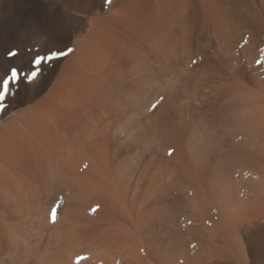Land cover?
<instances>
[{
    "label": "bare ground",
    "instance_id": "obj_1",
    "mask_svg": "<svg viewBox=\"0 0 264 264\" xmlns=\"http://www.w3.org/2000/svg\"><path fill=\"white\" fill-rule=\"evenodd\" d=\"M116 4L117 16L111 8L112 14H107L108 18L92 21L87 35L76 42V51L63 66L48 97L29 109L0 119V264H69L71 258L83 253L88 256L80 264H178L177 257L183 264H207L211 255H217L215 258L220 255L219 260L234 257L237 264H255L248 257V247L241 243L243 236H247L241 229L244 225L247 230L264 226V189L259 188L260 197L253 196L254 200H249V194L248 200L240 202V195H237L240 190L236 193L233 183V170L246 166L252 169L253 174L264 169L262 73L255 65L249 70L251 77L244 76L255 91L245 83H223L215 90L216 101L211 118L200 113L199 118L194 116L198 120L191 123L188 120L193 111L190 93L198 86L199 93L202 91L205 81L198 80L196 75L205 68H197L194 73L190 70L186 80H176L184 87L183 96L187 103L183 108L172 100L167 101L171 107L179 105L182 116L178 123L168 126L170 130L167 129L165 136L168 146L175 145L174 155L160 162L154 161L152 157L156 148L151 144L137 152L140 169L143 167L148 171L159 166L156 167L158 172L153 171L150 176L152 189L166 191L165 177L172 168L170 187L177 183L180 185L181 181L187 183L197 195L190 197L191 200L195 203L199 200L202 204L199 212L194 213L202 227L169 236L166 233L170 232L169 229L164 231L156 225L158 215L155 220L153 211L150 212L152 209H140L138 206V202L149 199L151 194L136 183L138 167L130 164H134V160L128 161L132 157L123 156L125 151L117 147L109 154L105 142L114 135L113 127L119 132L122 129V132L126 126L132 125V110L139 102L143 84L150 85L157 76L162 77L163 70L172 74L173 68L180 65L173 64L171 55L179 48L182 54L188 52L190 47L187 49L185 44L190 39V23L195 21H187L189 5L186 0H117ZM249 7L250 11L258 10L252 4ZM227 9L209 0L199 26L208 34L213 27L229 49L234 48V42L243 40L239 30L250 25L248 20H243L242 24L237 22L238 19L234 21L242 15L245 20L248 18L245 16L246 8ZM198 16L192 19L200 18ZM117 18L121 22L118 28L122 27L123 31L112 29L117 27L114 24ZM254 38L253 35L248 38L246 46L251 54L256 49ZM205 44L207 42L202 45ZM243 50L248 54V50ZM117 61L127 62L129 77L134 80L129 81L126 95H122V88L119 90L120 83L115 85L111 80L114 75L110 76L112 83L106 80L110 75L106 74ZM143 94L146 93L143 91ZM156 118H148L143 127L149 140L154 137L163 139ZM140 140L137 139L136 143ZM173 161L175 167H170ZM257 173H262V170ZM259 184L264 187L261 182ZM57 201H61L59 221L49 227L46 215ZM96 206L99 207L93 213ZM161 206L163 208L164 205ZM215 220L227 223L224 225L226 229L207 234L203 226ZM160 231L166 235L158 234ZM254 231L248 235V246L254 244L264 252V230ZM216 237L222 240L221 246L216 245ZM227 240H232V245ZM194 241L196 245L190 251L189 243Z\"/></svg>",
    "mask_w": 264,
    "mask_h": 264
},
{
    "label": "rangeland",
    "instance_id": "obj_2",
    "mask_svg": "<svg viewBox=\"0 0 264 264\" xmlns=\"http://www.w3.org/2000/svg\"><path fill=\"white\" fill-rule=\"evenodd\" d=\"M211 1L215 2L217 5H221L222 7L228 8L227 10L234 9V8H240V7L246 8L245 16L248 15L247 16L248 18L245 20L246 17L243 18L242 17L243 15L242 16L240 15L242 17V19H241V17L240 18L236 17V19L234 20V21H236L238 19L237 22L240 21V24H242L243 20H244V22L247 20L250 21V22L247 21V24H248V26L250 25L251 27L249 26V28H245L244 30L240 29L241 31L239 30L240 35H243V40L237 41V43L240 42L238 44L236 42H234V44H235L234 48H229V49H228V47L226 48L223 44L224 42L222 41V39L218 35L219 33L215 32L213 27H211V32L208 34L207 32L202 31L200 28L201 26H199L202 23V19H203L202 14L204 12H206L207 8L209 7V0H186V4L189 5V12L187 14V17H188L187 21H189V23L192 21H195V23L194 22L190 23V24H192L190 26V30L188 31V33L190 34V39H189V42H187L185 44V47L187 49L190 47L188 49V52H185L184 54H182L180 48H179L178 52L176 51V53H175V50L173 51V53H175V54L172 53V55H171V58L174 62L173 64H180V65H177L175 68H173V70H175V71H173L174 74L173 73L169 74L170 71L163 70L165 72L164 73L162 72V77L159 75L161 78L159 76H157V77H159V78H157V77L155 78L157 81L156 80L152 81L151 84L154 83L155 85L154 84L153 85L143 84L144 88L142 89L141 95L138 97L139 102L136 104L137 106L135 108H133V110H132V114H133L132 116L134 117L132 119V121H133L132 125L129 127L126 126L127 127L126 130H123L122 132H121V130H122L121 129L120 130L121 133L119 132V130H116L117 129L116 127H113V128H115L114 129L115 132L113 133L114 135H112L107 140V142H110V143L108 144L107 142H105V147H107V148L109 147L108 148L109 150L106 148L107 152H110L109 154H111L113 151H115L116 147H117V148L125 151L124 152L125 154L123 156L126 157L128 155L127 156L128 159L132 157L131 158L132 160L130 159L128 161L134 160V164H133V162L132 163L130 162V164H132V167L133 166L135 168L138 167V170H139V171L138 170L136 171L138 173H136V175H135V177L138 176L137 177L138 181H136V183L139 184L140 189L146 190L151 194L149 199L138 202V206L140 207V209H143L145 207L152 209L150 212L152 213V211H153L152 214L154 215L155 220H156V217L158 215V217H157L158 222L156 221V223H157L156 225L161 227L164 231H166L165 229H167V230L169 229L170 232H166L167 234H169V236L170 235L176 236L177 232H183V233L185 232L186 233V231H188V229L191 230V229H197L199 227H202L201 226L202 224H200V222H201L200 219L197 217V215L194 214L196 212L197 213L199 212V206L200 205L202 206V204L200 203L199 200H197L196 203L194 202L195 200L194 201L191 200L190 197H197V195L192 189L188 188L187 183L181 181L180 185H179V183H177V184L173 185L174 187H170L169 183L171 181H170L169 175L172 176L174 173L172 168H170V167H175L174 161L170 165V167H169L170 170H168L169 173L165 177L164 182H165V185L167 186L166 191L162 192L160 190V188H159V190L158 189H152V183H151V179H150L151 177L150 176H152L151 174L153 173V171L156 173L158 172L159 169L156 168L158 165H156L154 167L155 170L153 168L152 170L147 171V170H144L145 168H143V167H141V169H140L137 152H138V150H140V148H142V150H145L146 147L148 148V146L153 145V148H156L157 150L155 149V153L153 154L152 159L154 161H157V162H160V161L165 160L167 158H171L174 155L175 150H176L175 145L171 144L168 146V144L165 143L166 142L165 136L168 133L167 129L170 130V128L168 126L169 125L172 126L175 122L178 123V119L180 120L182 117L179 110H178L179 105L182 106L183 108H185L186 103H187V102H185V99L183 96V95H185L184 87H181L180 84L177 82L179 80L180 81L186 80L185 78L187 76V73L190 70L194 73L195 70H197V68L198 69L205 68L203 71L198 72L199 74L196 75L198 80L200 79V81H202V82L205 81V83L203 85L204 88L202 87L201 88L202 91H200V93H199V91L197 89L199 87L198 86V87H196V90H193V93L192 92L190 93V101L192 103L193 111L190 113L191 118H189L188 116H185L184 118H186V117H187V119L189 118L188 119L190 121L189 123H191L194 120L195 121L198 120L197 118H199L198 116L200 115V113L204 114L206 117L211 118L212 112L214 111V107H213L214 104L213 103L216 101L215 100L216 96L214 95L215 90L218 89L219 87H221L223 85V83H234V81L235 82L237 81L239 83L247 84L248 88L255 91V87L252 86V84L249 81L247 82L246 81L247 79L245 78V77H248V78L251 77L249 70L251 68H254L255 65H256L255 68L258 67L259 72L262 73V78L264 79V65L258 66L255 63V61L260 58V52L258 51V48L259 47L264 48V43H263L264 42V15H263L264 14L263 13L264 12V4H263L264 1H262V0H211ZM139 2H140V0H139ZM116 3H117V0H114V3H113V0H111L110 4L104 3V0H0V59L7 60V57L4 54L9 48H11L14 45H20L22 49L35 47L36 49H40L41 51H43L46 47H51L52 44H56V46H58V47H63L65 44H67V45L75 48L76 42L78 40L83 39V37H85L87 35V33L90 31L92 21L96 20L97 18L98 19L105 18V17L108 18L109 14L110 15L112 14L111 8H114L113 12L117 13V10H115V9L117 8L118 4H116ZM112 4L113 5L115 4V6L113 7ZM249 4L254 5V8H256V9L258 8V10L252 11V9H251V11H250L249 10L250 9ZM248 7H249V9H247ZM251 8H253V6ZM257 12H259V13H257ZM253 13H254V15H252ZM107 14H108V16H107ZM250 15L253 17V19L254 18L255 19L253 20ZM115 16H117V14ZM195 16L196 17L198 16L200 18H197L198 20L197 19L193 20L192 18ZM259 18H261V19H259ZM58 20L62 21V22L60 24L56 25L55 27H52L51 26L52 23L54 21H58ZM116 21L120 22L118 18L115 20V22ZM254 21H255V23H254ZM111 22H114V20L112 19ZM115 22H114V24H117V27L112 28L113 31H119L120 32V29H121V31H123L122 27L118 28V25L121 24V22L120 23H117V22L115 23ZM110 25L112 27L114 26V25H112V23H110ZM119 26H121V25H119ZM192 26H194V27H192ZM117 29H119V30H117ZM247 32H249V33L247 34ZM252 35H253V38L255 37L254 40L256 41L255 42V44H256L255 48L256 49H254L252 51V54H251V53H249L251 51H249L246 47V46H248L249 42L245 44L244 41H245V39L251 38ZM257 36H259V37H257ZM217 39H219V41ZM249 41H250V39H249ZM204 42H207V44L202 45ZM236 47H237V50L235 49ZM242 48L248 50V54L250 55V57L248 56V54L246 52H243L244 50ZM197 51H199V52H197ZM73 54H71L68 57H66L65 59H63V61L61 63H58L55 70L49 71L46 68L45 72H44V83H43L42 87L37 88V89H33L32 91H30L28 93L22 92L20 101L17 103H14L8 109L6 114H0V117H1L0 119L2 120L3 117L7 118V116H12V115H15L16 113H18L22 110L29 109V108L33 107L34 105L38 104L39 102H41L42 100H44L46 97H48L50 95L52 88L54 87V84L57 82V79L59 78V76L62 72V69H64V67H65L64 65L69 62V60ZM245 55H247V56H245ZM193 61H196V63H193ZM12 62H14V61H12ZM117 62H115L117 64H113L114 66L111 67L112 70L109 71L108 74H106V76L110 74L108 76L109 78H106V80L109 79V81H108L109 83H112V81H115L114 82L115 85H117V84L119 85V83H120L119 90L122 88L124 90V92L120 91L119 95H121V92L123 93L122 95H124V94L126 95V92L128 91L127 86L129 84V81H131V80L134 81V80L132 79V77H129L130 72H128V71H130V69H128L129 67L127 66V62L126 63L124 61H117ZM124 63L126 64V66H124ZM26 66L27 65L25 63V67ZM123 66L125 69H123ZM209 66H210L211 70L209 69ZM216 67L218 69H215ZM214 70H216V71H214ZM118 71H120V72H118ZM115 74H116V77H115ZM117 75H119V76H117ZM110 76L111 77L113 76L112 77L113 79ZM117 77L119 80L122 78L121 79L122 84H121V81L118 82L119 80L117 79ZM180 77H182V78L180 79ZM110 78L112 81H110ZM129 78H131V79H129ZM94 80H96V78ZM158 80L160 82H158ZM167 80H168V82H167ZM176 80H178V81H176ZM91 82L94 83L93 80ZM124 82H125V85H124ZM155 82H157V83H155ZM80 83H83V81H81ZM169 83L172 86H170ZM176 84L178 87L176 86ZM121 85H122V87H121ZM157 85H159V86H157ZM154 86H155V88H154ZM162 87H164L165 90ZM143 91L147 95L143 94ZM256 92H257V90H256ZM159 93H160V95H159ZM150 94H151V96H148ZM203 95L205 97L204 99L202 98ZM160 97H163L162 103L158 106V108L156 110L150 111L149 109H150L151 104L154 103L156 100H158ZM150 99L153 101H151ZM168 100H170V101L172 100L174 103H177L179 105L177 106L175 104L174 106L171 107V105L168 104L170 102H167ZM178 100H180V101H178ZM164 104H166V105H164ZM138 108H139V110H138ZM136 109H137V111H136ZM194 112H196V113H194ZM197 113H199V114H197ZM154 116L157 117L156 119H157L158 126L161 127V131L163 133V134L162 133L161 134L163 136V139L160 140V138L154 137L152 139L153 140L152 141V140H149V138H147L145 136V133L143 132V127H144L145 122L148 121L147 119L154 117ZM194 116L195 117L197 116V118L195 119ZM159 119H161V120L159 121ZM165 122H166V124H165ZM171 123H173V124H171ZM133 126H135V127H133ZM234 127H235V129L238 128L237 125H235ZM137 128H139L138 129L139 131L137 130ZM162 128H164V130ZM231 129L233 131L232 127H231ZM134 130H136V132ZM140 130H142V131H140ZM130 131L132 133H130ZM224 131L226 132V129H224ZM141 132H143V133H141ZM221 133H222V131H221ZM133 135H135V136L138 135V137L134 136V138H133L132 137ZM139 135L140 136L144 135L145 137L144 136L140 137ZM127 136L128 137L130 136V137L128 138ZM157 136H158V134H157ZM112 137H113V139H112ZM137 139H139V140L141 139L140 141H138V144L136 143ZM144 140H146V141H144ZM147 140H149V141H147ZM122 141H123V143L121 144ZM143 143H145V145ZM106 144H107V146H106ZM162 146H163V148H162ZM169 149L173 150L172 155H168ZM131 150H132V152H131ZM127 151H129V152H127ZM177 161L178 160H176V162ZM242 166H241V168H242ZM239 168L233 170V178H234L233 183L235 185L236 193H237V191L240 190L239 191L240 193L239 192L237 193L238 196L240 195L238 198H241V199H239V201L240 202H241V200L246 201V200H248L246 198H249V197H250L249 200H254V197L259 196L258 193L261 191V189L262 188L264 189V187L262 185V184H264L263 183L264 182V179H263L264 178V169L261 168L260 171H258L259 169L257 170V172H261V170H262V173H260V174H258L257 172L254 171V173H253L254 175H253L252 169H250L246 166L245 167L243 166V169H239ZM242 171H244V172H242ZM239 172H242V173H239ZM79 173H81V172H79ZM144 174H146V175H144ZM260 182H261L262 187L259 184ZM244 183H246V184H244ZM255 184H257V185L255 186ZM259 188H261V189H259ZM166 192H168V194ZM263 192H261V193H263ZM249 194H250V196H249ZM260 196H261V194H260ZM244 198H245V200H244ZM159 201H160V203H159ZM161 205H164L163 208L164 209L167 208V209L164 210ZM52 207L49 208L47 215H46V219H45V221H46L48 218L46 224L48 223L47 225L49 227H52V225H54L55 223H57V221H59L60 216H58L59 215L58 212L61 209V204H60L59 208L57 209V217L58 218L56 219L55 223L51 222V218H50V212H51ZM160 211H163V212H160ZM174 221H176V222H174ZM208 222H207V224H205L203 226L204 227L203 229L206 231L207 234L211 235V234H214L216 231L222 232L226 229V226H224V225H227V223L224 224V223H221V222L216 221V220L213 221L212 223L210 221H208ZM263 222L264 221H262V224L264 225ZM158 223H159V225H158ZM219 223H221V224H219ZM170 227L173 228L174 230L173 229L171 230ZM215 227H216V229H215ZM258 227L259 228L261 227L262 229L261 228L258 229ZM258 227H257V229H256V227H254V228H251L250 230H247L248 229L247 226L244 225V227L242 228L243 230L241 229V232L243 231L242 233H247L246 234L247 236H245V235H244L245 237L243 236L241 243L244 242L243 244H246L245 246L248 247L247 249H249V250H247L248 257L252 258V260L255 262V264H257V263L260 264L259 262H261L262 259H263V261L261 262V264L262 263L264 264V256L261 255V253L264 255V252H261L260 250H258V248L256 246H254V244H253V246H248L249 245L248 244L249 241L247 239L248 235L251 234V232H253L254 230H256V231L257 230H259V231L264 230V226H258ZM161 228H159V229H161ZM218 229H220V230H218ZM164 231H160L158 234L166 235ZM216 238H217V241H216ZM216 238H215V241L217 242L216 245L221 246L222 240H220L218 237H216ZM227 242H228V240H227ZM229 242L232 245V243H231L232 240ZM233 243H235V240H233ZM192 244H193V246H192ZM195 245H196L195 241L192 243H189L188 249L191 251V248H192V251H193ZM85 256H88V255L83 253V254H81L79 256H75L71 259L69 258L70 259L69 264H77V257H85ZM215 256H217V255H215ZM215 256L211 255V257L209 259H207L208 260L207 264H211V263L213 264L215 261H216L215 262L216 264H221V263L222 264H237V260L234 257H233L234 259L230 258V256L226 257L228 259H226V258L224 259L223 256L221 255V257L223 259L219 260L220 255H218V257H216V258H215ZM224 256H227V255H224ZM258 257H259V259H258ZM177 259H178V264H183V263H181L182 261H179L180 257L179 258L177 257ZM82 260L79 261V264L82 262ZM235 260H236V262H235ZM155 263L160 264V262L159 263L155 262ZM238 264H239V262H238Z\"/></svg>",
    "mask_w": 264,
    "mask_h": 264
},
{
    "label": "snow or ice",
    "instance_id": "obj_3",
    "mask_svg": "<svg viewBox=\"0 0 264 264\" xmlns=\"http://www.w3.org/2000/svg\"><path fill=\"white\" fill-rule=\"evenodd\" d=\"M104 3L110 4L111 0H104ZM62 21H54L52 27L60 24ZM244 43H248L245 39ZM75 48L65 44L58 47L52 44L43 51L40 49L21 48L20 45H14L5 52L7 60L0 59V114H6L8 109L20 101L21 93H28L33 89L42 87L44 83V72L55 70L58 63L75 52ZM260 58L255 61L259 65H264V48H258ZM14 61V62H12ZM26 63V67H25ZM196 63V61H193ZM163 97H160L150 106V111H154L162 103ZM173 150L169 149L168 155H172ZM61 201H57L51 208V222L55 223L57 219V209ZM99 206L92 209L96 212ZM85 257H77V264Z\"/></svg>",
    "mask_w": 264,
    "mask_h": 264
}]
</instances>
